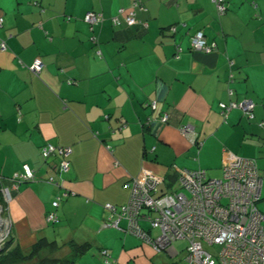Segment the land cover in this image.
Returning <instances> with one entry per match:
<instances>
[{
	"label": "crops",
	"instance_id": "obj_1",
	"mask_svg": "<svg viewBox=\"0 0 264 264\" xmlns=\"http://www.w3.org/2000/svg\"><path fill=\"white\" fill-rule=\"evenodd\" d=\"M134 1L0 0V186L24 165L35 171L9 202L0 193V217L11 224L12 246L42 242L25 264L145 263L152 246L124 232L126 221L108 225L106 207L127 204V184L144 170L162 178L164 192L179 186L182 170L221 178L234 153L257 160L264 197V0H225L223 15L213 0H142L146 10L128 26L121 10ZM90 11L105 17L93 29L84 20ZM200 31L215 51L191 48ZM37 58L39 75L28 68ZM245 99L256 104L254 118L222 114L221 103ZM183 125L193 127L189 136ZM48 143L72 148L60 187L47 182L59 178L61 159L42 157ZM66 190L52 224L47 215Z\"/></svg>",
	"mask_w": 264,
	"mask_h": 264
},
{
	"label": "built area",
	"instance_id": "obj_2",
	"mask_svg": "<svg viewBox=\"0 0 264 264\" xmlns=\"http://www.w3.org/2000/svg\"><path fill=\"white\" fill-rule=\"evenodd\" d=\"M213 1L219 14H225V0ZM137 9L146 10L139 0L127 10L122 8L121 13L126 12L127 25L137 24ZM84 19L91 26L104 21L103 14L94 11L88 12ZM2 21L1 18L0 22ZM113 23L121 24L120 18L113 17ZM144 26L147 27V23H144ZM172 30L176 31L177 27L173 26ZM93 40L96 41L95 38ZM191 46L206 53L216 50V44H208L205 34L201 31L192 36ZM6 49V42L2 41L0 50ZM178 51H182L180 46ZM43 66V60L37 58L28 68L39 75ZM233 77L232 75V80ZM229 92L233 93L232 90ZM151 105L153 109L157 108L156 102ZM255 106L252 99L220 104L225 117L232 109H239L250 119L255 116ZM167 119L168 115H164L163 121ZM180 131L189 136L193 127L183 125ZM191 142L196 144V138H192ZM71 153V147H60L51 143L43 146L41 154L45 160L54 156L61 157L55 164L56 173L60 176L58 179L49 178L48 183L61 186V175L69 170L68 157ZM23 168V172L15 173L8 179L10 186H0V193L8 202L12 199L13 189L17 190L20 184L35 180V171L29 165H24ZM222 169L221 178L208 176L204 169L182 170L177 178L179 190L166 193H161L159 189L162 178L144 170L141 177L133 178L127 184L131 189L127 204L119 208L111 204L106 205L114 217V221L108 225L120 228V222L126 221L124 232L138 236L155 251L166 250L173 256L178 255L174 242L187 240L184 264H264V213L258 208L263 179L257 160L226 153ZM69 194L66 190L53 202L54 210L47 215L50 223L59 222L57 208L60 201ZM0 223L1 251L10 238L11 224L1 217ZM153 229L160 230L157 238L152 237ZM209 247L216 248L211 252ZM102 254L106 263H110L108 250H103Z\"/></svg>",
	"mask_w": 264,
	"mask_h": 264
},
{
	"label": "rangeland",
	"instance_id": "obj_3",
	"mask_svg": "<svg viewBox=\"0 0 264 264\" xmlns=\"http://www.w3.org/2000/svg\"><path fill=\"white\" fill-rule=\"evenodd\" d=\"M262 175L264 177V172H262ZM179 186L177 185L176 187H170V188H167L166 191H164L165 193L166 192H171V191H176V190H179ZM162 193V192H161ZM258 208L261 210V212L264 213V197L261 201H259L258 203ZM152 237L153 238H157L159 235H160V230L158 229H153L152 232ZM138 240H140V244H144V245H148L150 246L148 243H144V241L140 238L137 237ZM174 246L175 248L177 249L178 251V255L177 256H172L168 251L166 250H163V251H155L153 247H151L153 249V251L151 252H148L146 249L143 250V253L141 254L142 257H144L146 260L145 263L143 264H184V259H185V256H186V250H187V247H188V241L187 240H176L174 242ZM216 247H209L208 249L211 251V252H214ZM150 253V254H149ZM137 259L135 260H132L129 264H142L140 261H136ZM30 264V263H28Z\"/></svg>",
	"mask_w": 264,
	"mask_h": 264
},
{
	"label": "trees",
	"instance_id": "obj_4",
	"mask_svg": "<svg viewBox=\"0 0 264 264\" xmlns=\"http://www.w3.org/2000/svg\"><path fill=\"white\" fill-rule=\"evenodd\" d=\"M135 1H137V0H135ZM134 1V2H135ZM139 1H141L142 2V4H143V1L142 0H139ZM133 2V3H134ZM133 3H132V5H133ZM226 4V3H225ZM131 5V6H132ZM144 5V4H143ZM217 6V5H216ZM145 7V6H144ZM146 9V8H145ZM97 13H99V12H97ZM104 17V16H103ZM85 18V17H84ZM85 20V19H84ZM104 21H105V17H104ZM103 21V22H104ZM111 21H112V23H113V17H111ZM102 22V23H103ZM101 23V24H102ZM89 24V23H88ZM114 24V23H113ZM90 25V24H89ZM98 25H100V24H98ZM120 25V24H119ZM91 26V25H90ZM95 26H97V25H95ZM95 26H91L92 27V29L95 27ZM115 26H117V25H115ZM129 26V25H128ZM173 27V26H172ZM172 27H171V30H172ZM173 31V30H172ZM173 32H175V31H173ZM196 34V33H195ZM194 33L191 35V37H190V41H191V39H192V36H194L195 35ZM206 37V36H205ZM96 39V41H94L93 39ZM91 40H92V42L93 43H97L98 42V37L96 36V35H93L92 37H91ZM208 42V41H207ZM208 44H211V43H209L208 42ZM178 47H179V45L177 46V54H176V56H178L179 55V53L181 52H179L178 51ZM191 48H192V46H191ZM193 49V48H192ZM70 82V81H69ZM61 158V157H60ZM57 164V163H56ZM12 240H8L7 242H6V244H5V246H4V248L0 251V264H25L26 262H30V261H32L34 258H35V256L37 255V253H38V251L40 250V248L41 247H43V244H42V242H38V243H36L29 251H24V250H22L19 246H17V245H14V246H12ZM52 262H53V260H42V261H40L38 264H52Z\"/></svg>",
	"mask_w": 264,
	"mask_h": 264
}]
</instances>
